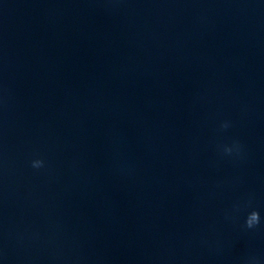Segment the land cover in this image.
<instances>
[{"label":"water","instance_id":"95a60500","mask_svg":"<svg viewBox=\"0 0 264 264\" xmlns=\"http://www.w3.org/2000/svg\"><path fill=\"white\" fill-rule=\"evenodd\" d=\"M0 264H264V0H0Z\"/></svg>","mask_w":264,"mask_h":264},{"label":"clouds","instance_id":"9594fccd","mask_svg":"<svg viewBox=\"0 0 264 264\" xmlns=\"http://www.w3.org/2000/svg\"><path fill=\"white\" fill-rule=\"evenodd\" d=\"M43 165L42 160H34L32 162V166L35 168H40ZM259 223V213L256 211H253L249 214L247 220H246V226L248 228H252L253 226L257 225Z\"/></svg>","mask_w":264,"mask_h":264}]
</instances>
